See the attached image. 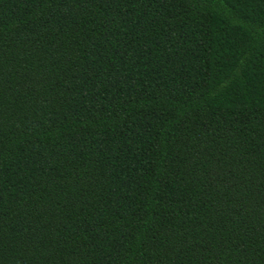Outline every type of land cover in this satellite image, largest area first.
Returning <instances> with one entry per match:
<instances>
[{"label": "trees", "instance_id": "16d2710c", "mask_svg": "<svg viewBox=\"0 0 264 264\" xmlns=\"http://www.w3.org/2000/svg\"><path fill=\"white\" fill-rule=\"evenodd\" d=\"M0 264H264V0H0Z\"/></svg>", "mask_w": 264, "mask_h": 264}]
</instances>
